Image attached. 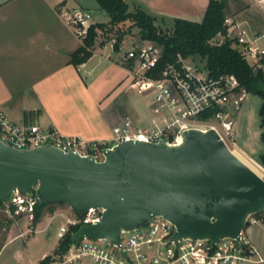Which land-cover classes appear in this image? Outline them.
<instances>
[{
  "label": "water",
  "instance_id": "obj_1",
  "mask_svg": "<svg viewBox=\"0 0 264 264\" xmlns=\"http://www.w3.org/2000/svg\"><path fill=\"white\" fill-rule=\"evenodd\" d=\"M109 15V13H108ZM18 189L39 202H64L84 214L102 208L84 237L119 244L122 234L161 216L176 226L174 239L240 238L248 219L264 212V177L239 158L214 128L191 127L182 140L129 139L103 157L51 144L19 149L0 132V204Z\"/></svg>",
  "mask_w": 264,
  "mask_h": 264
},
{
  "label": "built area",
  "instance_id": "obj_2",
  "mask_svg": "<svg viewBox=\"0 0 264 264\" xmlns=\"http://www.w3.org/2000/svg\"><path fill=\"white\" fill-rule=\"evenodd\" d=\"M264 12V0H255ZM68 25L76 37L85 44L93 22V13L81 6L65 12ZM228 37L253 65L264 57V33L253 34L243 22L233 16L225 18ZM104 39V41H102ZM109 40L115 49L117 38L109 39L97 34L96 42ZM162 46L141 39L133 41L124 52L120 63L131 76V86L149 93L151 115L137 123L126 118L114 126L113 135L107 139H87L62 133L55 126L44 127L37 123H17L0 108V132L4 139L19 149L51 144L62 150L77 151L81 155L103 157V150L129 139L145 141L179 142L185 129L214 128L231 148L235 140V113L241 110L247 90L231 73L212 74L204 65L181 53L176 59L167 60L162 67ZM84 68L85 64L81 63ZM90 73V70H84ZM146 123L144 126L143 123ZM232 149V148H231ZM39 202L34 192L15 189L3 201L4 212L10 217L26 216L33 220ZM102 208H90L84 214L73 211L59 226L58 238L63 239L71 225L96 223L102 216ZM176 226L158 216L146 225L122 234L119 244L106 239L84 237L71 242L63 250L52 255L49 264H264V253L251 237L242 231L240 238L225 237L214 244L209 239H174ZM130 234L124 241L125 235Z\"/></svg>",
  "mask_w": 264,
  "mask_h": 264
},
{
  "label": "crops",
  "instance_id": "obj_3",
  "mask_svg": "<svg viewBox=\"0 0 264 264\" xmlns=\"http://www.w3.org/2000/svg\"><path fill=\"white\" fill-rule=\"evenodd\" d=\"M227 1V16L243 22L253 34L264 33V12L255 0ZM126 2L129 10L142 8L162 27L167 19H173L169 27L172 28L176 17L202 20L209 0ZM75 6L90 10L94 18L100 10L95 0H0V108L20 124L55 126L67 135L107 139L113 135L114 126L129 116H137L128 98L132 78L120 63L124 53L115 61L111 55L97 51V45L105 47L103 42H96L92 56L83 62L84 68L80 67L81 63L71 62V55L81 42L68 25L65 12ZM104 13L105 20L93 18V22H108L109 15ZM259 43L264 47V40ZM85 68L90 73H86ZM245 101L246 97L241 110L246 107ZM262 154L264 150L257 155L259 161ZM52 213L43 216L31 234L27 233V221L26 228L17 221L22 228L11 233L2 244L0 257L10 248L15 260L26 253L32 258L31 264H38L46 255L54 253L60 241L58 230L51 252L44 249L39 258L30 254L28 242L22 240L49 230L55 218L69 214L67 211ZM63 223L61 220L60 225ZM257 230L248 234L264 253V233H257Z\"/></svg>",
  "mask_w": 264,
  "mask_h": 264
},
{
  "label": "trees",
  "instance_id": "obj_4",
  "mask_svg": "<svg viewBox=\"0 0 264 264\" xmlns=\"http://www.w3.org/2000/svg\"><path fill=\"white\" fill-rule=\"evenodd\" d=\"M99 8L109 13L108 23H94L91 25L85 44L81 45L71 55V62L75 65L87 61L93 54L95 37L98 29H108L115 33L117 41L115 49H119L127 30H121L122 23L130 21L132 26L140 29L141 38L154 41L162 46L163 56L160 66L167 60H174L178 53L190 57L204 66L214 75L223 73L234 74L247 92L259 94L263 99L260 109L261 125L264 127V57L258 64L252 65L243 56L240 49L228 37L225 18L227 17V0H209L205 14L200 21L176 17L174 25L170 29H163L156 23V18L142 8L136 7L129 10L126 0H95ZM224 37L223 41H220ZM264 141V130L262 132ZM260 162L264 166V154L260 156ZM3 202L0 204L2 206ZM60 203H37L33 218V227L41 220L46 208L54 211V205ZM261 213V212H260ZM255 213L253 215H258ZM8 223H12L10 218ZM3 226L0 219V228ZM80 224L70 226L69 231L59 241L54 253L63 250L72 242V233ZM52 254L46 255L38 264H49Z\"/></svg>",
  "mask_w": 264,
  "mask_h": 264
},
{
  "label": "rangeland",
  "instance_id": "obj_5",
  "mask_svg": "<svg viewBox=\"0 0 264 264\" xmlns=\"http://www.w3.org/2000/svg\"><path fill=\"white\" fill-rule=\"evenodd\" d=\"M146 6V5H145ZM98 12L95 13L96 20H105L107 18L104 10L99 8ZM159 16V15H158ZM161 20V19H159ZM173 19H167L165 24L163 25V29H170L172 26ZM161 22V21H160ZM108 23V22H106ZM121 30H127V33L123 37L122 42L120 43L119 51L114 49L111 41L105 40V47L102 45H97V51L102 54L111 55L113 60H118L122 53H124L131 45L133 41H140L141 33L140 29L137 26H132L130 21L122 23L120 26ZM98 34H104L108 37V39L115 35V33L108 29H98ZM224 37H221L220 41H223ZM104 41V39L102 40ZM101 44V42H100ZM96 45V41L94 43ZM249 62V61H248ZM204 65L205 63H201ZM258 64V63H255ZM253 64V65H255ZM128 93L129 103L131 109H135L137 112V116H129L131 119L135 120L137 123H141L148 119L151 115V110L149 108L150 104V95L149 93H145L140 91L138 87H131ZM244 109H242L239 113H235V140L237 141V147L243 150L248 156L253 158L259 164L262 163L259 161L257 155L259 152L264 150V141L262 139V132L264 127L261 125V115L260 109L263 104L262 97L253 92H249L246 96ZM244 111V114H243ZM19 123V122H17ZM146 123L144 122L142 125L144 126ZM231 148L234 149V146L231 145ZM263 166V165H262ZM264 167V166H263ZM264 177V175H263ZM67 211L69 214H73V210L67 204H56L54 205L53 212ZM53 214L48 210V208L44 211V217ZM66 214L68 216H71ZM12 219V223H8L9 219ZM67 217H57L54 221H52V225L49 230L37 232L35 235H31L29 238H22V240H26L28 242L29 252L32 256L36 258L40 256L42 250H48L51 252L52 243L56 241V231L59 229L60 222L63 220L66 221ZM0 219L2 220L3 226L0 228V248L2 244L9 238L11 233L15 231H20V226H24L25 221L27 224V233H34L35 228L33 227V220L28 217L22 215L18 217H10L8 216L3 209V206L0 207ZM17 221H21L22 224L18 225ZM45 221V220H43ZM26 228V226H24ZM258 229L257 233H264V212H261L258 215H252L244 228L245 233H253L254 229ZM249 235V234H248ZM130 234H126L124 241L129 238ZM19 243V242H18ZM11 247V246H10ZM54 254V253H53ZM32 258H28V254L25 253V256L20 259L15 260L10 253V248H7L4 254L0 257V264H31Z\"/></svg>",
  "mask_w": 264,
  "mask_h": 264
},
{
  "label": "bare ground",
  "instance_id": "obj_6",
  "mask_svg": "<svg viewBox=\"0 0 264 264\" xmlns=\"http://www.w3.org/2000/svg\"><path fill=\"white\" fill-rule=\"evenodd\" d=\"M232 150L239 158H241L245 163H247L250 167H252L257 173H259L263 177L264 167L261 164H259L257 161H255L250 156H248L239 147H234V149Z\"/></svg>",
  "mask_w": 264,
  "mask_h": 264
}]
</instances>
